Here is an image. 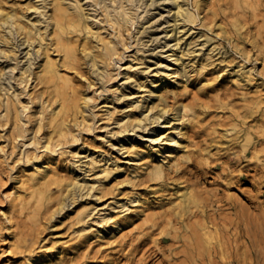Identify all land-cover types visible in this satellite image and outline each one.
I'll return each instance as SVG.
<instances>
[{
	"label": "rangeland",
	"instance_id": "rangeland-1",
	"mask_svg": "<svg viewBox=\"0 0 264 264\" xmlns=\"http://www.w3.org/2000/svg\"><path fill=\"white\" fill-rule=\"evenodd\" d=\"M29 1L0 0V5L27 12ZM141 1L138 4L142 6V17L137 28H132L138 37L135 42L134 38L127 40L131 46L127 58L121 69H115L116 74H122L107 84L110 91L98 89V80L97 86L90 89L85 79L71 73L76 86L85 95L95 96L99 105H90L94 128L82 133L81 140L72 146L77 155L54 154L61 171L87 182L97 179L96 170L86 164L87 156L93 155L102 160L101 164L108 162L117 168L120 184L106 180L103 193L94 190L84 197L78 194L76 202L69 197L66 207L53 218L41 215L38 222H32L19 217L11 206L10 195L17 190L22 192L20 179L27 163L20 158L21 148L13 153V146L21 145V141H14L10 124L0 119V264H25L30 254L47 252L56 241L64 249L61 264H264V0H246L239 7L236 0H189V6L198 10L200 18L194 27L188 25L182 32L181 28L172 31L170 26L174 0ZM236 22L242 26L240 31L235 28ZM145 28L146 33L138 34ZM141 36L144 44L138 45ZM175 36L182 39L178 46H173ZM20 39L14 37L18 59L0 58L1 82L7 89H12L10 76L17 79L21 67L29 65L26 45L20 46ZM139 48L143 50L139 53L142 62L130 58ZM171 49L185 54L181 61L170 62L172 69L184 62L186 71L166 79L171 88L166 101L171 108L185 104L188 110L180 121H174L184 129L185 136H178L182 144H175L171 152L174 156L165 158L168 144L147 140L152 138L157 124H151L146 131L113 135L118 128L115 120L129 111L125 109L128 98L114 99L121 97V90L126 87L139 90L136 82L124 78L130 62L135 65L132 72L150 84L157 71L158 76H163L166 67L159 68L156 62L166 65ZM16 63L19 67L13 70ZM83 63L82 60L79 72L88 73ZM247 70H253L251 81L242 77ZM41 87L36 86V81H30L25 89L23 85L22 101H29ZM116 87L119 90L113 92ZM138 95H133L134 100ZM105 101H115L116 110L121 109L112 120L102 108ZM248 132L251 142L246 146ZM136 133L143 136L137 141L145 154L142 159L120 148V139ZM176 154L186 159L179 160L178 169L170 168ZM154 163L165 164L161 179L147 175L146 168ZM52 190L55 192L57 187ZM187 190L195 192L200 204L192 213L182 215L172 201ZM99 194L103 195L101 199ZM85 202L97 205L100 211L80 237L79 226L73 225L66 215ZM11 210L15 221L22 218L24 224L19 230L29 240L18 252L1 243L7 224L2 213ZM102 216H112L114 220L100 223ZM115 221L125 227L120 238L112 232ZM204 226L209 236L202 231ZM33 238L35 242L30 246ZM205 238L212 239L207 242Z\"/></svg>",
	"mask_w": 264,
	"mask_h": 264
},
{
	"label": "bare ground",
	"instance_id": "bare-ground-1",
	"mask_svg": "<svg viewBox=\"0 0 264 264\" xmlns=\"http://www.w3.org/2000/svg\"><path fill=\"white\" fill-rule=\"evenodd\" d=\"M188 1L174 0V18L170 24L172 31L181 28L179 32H182L183 28L188 25L192 28L199 21L198 10L194 11ZM235 3L239 7L247 2L236 0ZM139 4L138 0H87V2L83 0H30L26 5L29 13L15 9L9 10L0 5V58L12 56L13 59H18V49L14 43V37L17 35L21 37L20 46L26 45L25 55L29 63L28 67H21L20 76L17 79L10 76L9 83L12 89L4 87L1 82L3 81L2 69H0V82L2 83L0 86V119L10 124L14 141H21V145L13 146V153L18 147L21 148L20 158L26 159L27 163L20 179L22 192L17 190L10 195L11 206L19 217L32 222H38L41 215H50L53 218L59 210L66 207L69 197L76 202L78 194L84 197L91 195L94 190L103 193L107 186L106 180L110 183L114 181L115 184L121 183L116 175L117 168L108 162L101 164L102 160H98L93 155L87 156L86 164L91 170H96L97 179L87 182L66 170L61 171L54 154L77 155L72 146L81 140L82 133H90L94 128L90 105L92 102L95 106L99 105L95 96L85 95L76 86L71 73L75 72L85 79L90 89L97 86L96 81L98 80L101 82V87L98 89L103 92L110 91L111 88L107 84L115 81L122 74V72L116 74L115 69L117 66L121 69L123 61L127 58V50L131 47L127 44V40L134 38L135 42L138 37L133 33L132 28L134 26L135 29L137 28L140 15L142 17L139 13L142 6ZM151 4H155L154 1ZM93 11L95 13H92ZM234 25L238 31L241 30L240 23L236 22ZM146 31V28L144 31L138 30V34L143 35ZM142 40L143 36L139 37L137 44L140 45ZM175 40L176 43L173 46H178L182 39L175 36ZM137 50L130 58L142 62L143 58L139 56V53L143 50L141 48ZM171 51V54L167 55L169 62L166 65L164 62H156V64L159 63V68L166 67V69L163 70V76H158L160 71H157L156 78L150 84H146L140 75L132 72L135 65L130 62L125 67L127 72L124 73V78L126 81L136 82L139 90L136 92L132 90L134 88L126 87L125 91L121 90V97L114 99L120 101L128 98L125 109L129 111L115 120L114 123L118 125V128L113 135L136 132L138 129L146 131L151 124H157L152 138L147 140L151 139L153 144L159 141L168 144L169 148L164 153L165 158L174 156L171 152L175 144H182L178 136H185L184 129L180 128L181 125H175L174 121H180L188 110L185 104L176 109L171 108L166 101L171 91L166 79L186 71L184 62L179 63L175 69H172L173 64L170 63L181 61L185 55L184 51L179 52L175 49ZM40 58L41 61H38L37 59ZM82 60L88 73L79 72ZM18 64H15L13 70L18 69ZM144 64L148 69L151 68L146 62ZM242 77L251 81L253 70L245 71ZM30 81H36V86L42 85V87L34 97L24 102L21 99L23 93L21 88L23 85L24 89L27 88ZM98 89L94 91L97 92ZM118 90L119 87H116L113 92ZM139 93L137 101L134 100L133 95ZM115 101H105L102 105L109 120L114 119V114L121 111V109L116 110ZM260 104L259 101L256 103L258 108ZM137 109L141 111H136ZM162 119L165 120L161 122ZM161 124L164 126L160 127ZM139 137L143 138L142 135L136 133L135 136L123 137L119 142L121 149L126 148L137 159H142L145 154L143 148L137 145ZM246 138L248 141L246 146H248L251 142L249 132ZM26 146H28L27 151H23L22 148ZM153 154L157 152L153 151ZM180 159H186V157L176 154L175 158L170 161V168L178 169ZM146 172L154 180L161 179L165 173V164L154 163L146 168ZM53 186L57 187L55 192L52 190ZM97 197L101 199L103 195L99 194ZM172 204L178 213L184 215L192 213L193 208L199 207L200 203L195 192L187 190L173 200ZM14 210L2 213L7 224L3 228L1 243L9 245L11 250L18 252L23 245L29 243V240L22 237L23 232L19 230V227L24 222L22 218L15 221ZM97 211H100L97 205L85 202L71 213L74 215L68 214L66 217L72 219L73 225L79 226L77 233L81 237L88 230L87 225L91 219L93 220ZM101 220L100 223H109L114 220V217L102 216ZM124 229L125 227L117 221L112 225L113 234L119 238L123 235ZM202 229L205 235L209 236L207 227L204 226ZM211 239L209 238V241ZM34 242L33 238L30 246H33ZM63 258L64 249L56 241L47 252L30 254L25 264H61Z\"/></svg>",
	"mask_w": 264,
	"mask_h": 264
}]
</instances>
